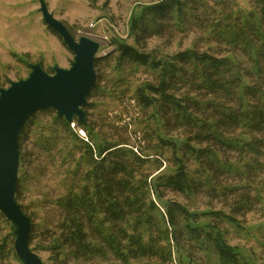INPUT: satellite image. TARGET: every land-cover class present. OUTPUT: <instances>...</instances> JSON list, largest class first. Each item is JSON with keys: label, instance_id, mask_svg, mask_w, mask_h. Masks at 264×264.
Listing matches in <instances>:
<instances>
[{"label": "trees", "instance_id": "16d2710c", "mask_svg": "<svg viewBox=\"0 0 264 264\" xmlns=\"http://www.w3.org/2000/svg\"><path fill=\"white\" fill-rule=\"evenodd\" d=\"M196 1L198 8L192 0L147 3L131 20L133 44L111 40L115 48L113 69L118 74L116 87L124 82L125 67L129 71L144 68L151 74L150 80L133 89L126 85L115 97L123 105L125 98L133 101L146 119L156 123L146 129L156 138V142L152 139L153 155L144 152L141 141L136 145L129 143L131 122L113 126L127 136L122 137L104 131L106 121L92 118V100L108 92L100 86L101 79L87 96L84 125L76 118L67 123L52 109L35 112L23 125L19 135L17 201L26 178L27 154L22 141L30 134L35 135L39 149L55 152L68 165L63 171L65 192L53 201L58 219L52 230L50 225L45 227V244L38 243L33 248L48 251L54 264L80 260L116 264H250L229 243L222 225H238L233 213L247 206L248 195L230 205L236 209L230 213L212 208L209 203H205L206 209L193 206L200 196L220 198L237 187L218 182L216 172L241 174L256 164L251 159L237 167L238 163H229L220 156V150L226 147L237 151L241 156L237 162L246 154H261L264 142L254 133L264 136V0H246V11L238 7L237 0H215L213 5L207 0ZM216 6L219 16L204 23V28L224 48L223 55L193 48L157 55L145 48V37L161 35L170 25L182 30L187 22L199 21L196 9L215 11ZM237 50L249 59V73L242 72L235 56ZM96 62L97 59L94 67ZM253 76L256 82L249 83L246 77ZM220 97L226 102L219 101ZM253 99L256 104H252ZM49 111L54 113L52 137L46 139L38 120L41 113ZM116 118L123 121L121 116ZM167 126L183 127L185 134L173 137L164 131ZM238 126L239 134L227 135L230 128ZM78 130L84 131L87 140ZM62 138H74L75 142L61 148L57 143ZM166 189L182 196L186 203L165 199ZM33 233L31 222L29 244ZM12 236L9 232L0 237V264H22ZM258 264H264V260Z\"/></svg>", "mask_w": 264, "mask_h": 264}, {"label": "rangeland", "instance_id": "374dc122", "mask_svg": "<svg viewBox=\"0 0 264 264\" xmlns=\"http://www.w3.org/2000/svg\"><path fill=\"white\" fill-rule=\"evenodd\" d=\"M44 1L49 11L62 21L76 38L80 34L88 32L92 38L106 39L97 53L98 58L94 68L97 77L96 83L98 79H101L100 86H105L108 92L98 95L92 100L95 110L91 112V116L97 122L104 120L108 123L104 127V131L110 134L118 133L122 137L127 136L121 129L113 126L131 122L128 127L129 143L136 145L139 140L142 142L140 144L144 148V152L153 155L152 139H155L154 142H156V138L152 135V131L146 132V129L147 125L155 127L156 123L146 119L144 114L137 110L133 101L123 98L125 100L123 105L115 97V93L124 89L126 85L133 89L142 81L150 80L151 74L144 68L129 71L125 67L124 82H121V87H116L115 79L118 74L113 69L115 48L111 44V40L118 39L133 44L130 29L132 18L139 14L143 5L160 0ZM192 1L198 8V2ZM207 2L209 5H213L215 0H207ZM237 4L242 10L249 9L246 0H237ZM217 7H215V11L196 9L199 21L187 22L182 30L170 25L161 35L145 37L143 41L145 48L154 51L157 55H171L186 48H193L200 52L208 51L216 56L223 55L224 48L218 43L216 37L209 34L204 28V23H209L219 16ZM235 56L242 72L249 73L251 63L247 56L240 50L235 52ZM73 57L72 52L63 44L61 38L44 23L39 11L38 0H0V86L7 87L10 81L25 78L30 71V63L41 62L44 70L52 73L54 65L68 68ZM246 79L249 83H255L257 80L256 76L246 77ZM203 99L206 101L207 98ZM218 100L226 102V98L220 97ZM256 102L255 99L252 100V104H256ZM125 105L126 108H124ZM53 115L54 113L50 111L39 115L38 121L44 128L46 139L52 137ZM101 115L102 117L106 116V120L101 118ZM118 116H121L122 122L117 121L116 117ZM107 119L109 120L107 121ZM71 127L73 128V124ZM164 131L173 137H181L185 134L183 127L167 126ZM229 131L231 133L227 134L228 136H235L241 132V127H232ZM78 134L87 140L84 131L78 130ZM59 135L63 137L61 132ZM254 135L257 138L262 137L264 142V136L261 133L255 132ZM114 136L116 137V135ZM63 138L57 143L61 148L71 147L75 142L74 138ZM99 139L100 136L97 135L96 140L99 141ZM22 149L27 154L24 165L26 178L18 203L33 224L34 237L30 244L33 249L38 243L45 244L46 241L43 240L47 237V233H44L45 227L50 225L52 230L58 219V212L54 208L53 201L65 192L63 171L68 168V165L63 164L60 156L55 152L49 153L39 149L35 145L34 134H30L22 141ZM260 149L261 154H246L240 162H237V159L241 157L237 151L226 147L222 149L224 152L220 150L219 155L229 163H238L237 167H241L243 163L251 159H254L256 164L253 168L246 167L244 173L241 174L216 172L218 182L237 187L231 192H226L220 198L207 199L200 196L193 206V208L206 209L205 203H209L212 208L230 213L233 210L230 205H234L240 196L248 195L247 206H242L237 213H233L238 225H222L229 243L236 246L250 264H258L264 260V144ZM164 195L165 199L186 203L182 196L169 189L164 190ZM258 195L259 197H257ZM9 232L13 234V227L0 213V237ZM10 238L14 240V235ZM34 251L44 264H54L48 251L40 248ZM74 264H116V262L80 260ZM131 264L147 263L142 261Z\"/></svg>", "mask_w": 264, "mask_h": 264}, {"label": "water", "instance_id": "95a60500", "mask_svg": "<svg viewBox=\"0 0 264 264\" xmlns=\"http://www.w3.org/2000/svg\"><path fill=\"white\" fill-rule=\"evenodd\" d=\"M41 17L73 54L68 68L58 65L52 73L41 62L30 63L25 78L0 86V213L13 227V247L22 264H44L30 247L31 219L16 199V185L20 166L19 135L25 122L37 111L52 109L56 115L72 123L76 118L84 125L83 107L96 84L94 61L106 40L80 34L76 38L68 27L52 12L44 0H38Z\"/></svg>", "mask_w": 264, "mask_h": 264}, {"label": "bare ground", "instance_id": "6f19581e", "mask_svg": "<svg viewBox=\"0 0 264 264\" xmlns=\"http://www.w3.org/2000/svg\"><path fill=\"white\" fill-rule=\"evenodd\" d=\"M86 32V31H85ZM85 35H88V36H90L89 34H88V32H86V34Z\"/></svg>", "mask_w": 264, "mask_h": 264}]
</instances>
